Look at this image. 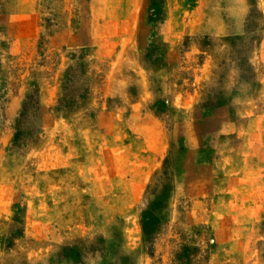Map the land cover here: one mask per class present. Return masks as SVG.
Masks as SVG:
<instances>
[{
    "label": "rangeland",
    "instance_id": "374dc122",
    "mask_svg": "<svg viewBox=\"0 0 264 264\" xmlns=\"http://www.w3.org/2000/svg\"><path fill=\"white\" fill-rule=\"evenodd\" d=\"M0 264H264V0H0Z\"/></svg>",
    "mask_w": 264,
    "mask_h": 264
},
{
    "label": "crops",
    "instance_id": "0c3cea01",
    "mask_svg": "<svg viewBox=\"0 0 264 264\" xmlns=\"http://www.w3.org/2000/svg\"><path fill=\"white\" fill-rule=\"evenodd\" d=\"M11 112V115L14 116L15 112H16V108H14V106L9 109V113ZM19 115V114H18ZM17 117V116H16ZM19 117V116H18ZM12 150H14V148H16V141H15V138L14 140H12V142H10V145H9Z\"/></svg>",
    "mask_w": 264,
    "mask_h": 264
}]
</instances>
